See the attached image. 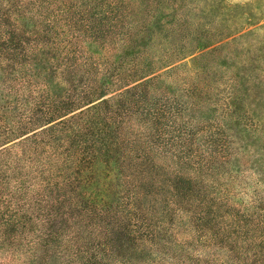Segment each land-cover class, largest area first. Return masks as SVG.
<instances>
[{"label": "trees", "instance_id": "obj_1", "mask_svg": "<svg viewBox=\"0 0 264 264\" xmlns=\"http://www.w3.org/2000/svg\"><path fill=\"white\" fill-rule=\"evenodd\" d=\"M221 1L0 0L1 62L8 65V69L19 64L12 63L6 53H16L19 47L10 45L20 44V37L28 34L43 38L48 35L50 41L38 38L27 45L24 51L27 58L15 71L18 75L25 71L28 82L36 80L37 86L42 85L43 92H49L53 83L60 87L49 102L54 107L49 115L46 113L35 121L32 114L26 125L14 122L8 128L9 138L0 140L1 147L19 139L12 146L0 149V171L6 175V179H1L0 175V252L7 246V253L21 257L22 262L42 264L45 250L54 246L46 243L57 234L64 238L65 249L84 246V241L78 243L77 240L80 227L73 223L75 217L69 234L52 231L51 223L53 226L55 217L60 215L54 207L63 203L52 198L50 188H58L70 178L72 165L82 173L80 168H89L94 159L108 155L114 147L117 152L123 149L127 133L122 130L124 114L121 109L126 105L130 111L137 103H147V118L153 119L162 110L158 104L163 102L165 108L170 99L184 95L190 109L206 113L204 120L207 124L201 118L197 119L200 131L214 135L215 122L222 131L218 154L222 161L231 163L235 172L240 171L244 161L248 162L253 173L262 176L259 180L264 187V100L259 102L251 98L264 97V73L246 86L243 84L246 83L245 75L241 77L238 73V63L227 69H222V65L211 68L202 65L207 57L215 58L216 53L224 48L233 60L238 46L227 50L228 47L249 35H260L257 38L264 40V25L248 29L244 26L247 20L243 25L234 18L228 22L226 16L224 18L228 12L220 6ZM183 6L197 9L199 15L192 10L189 15L177 14L179 7ZM216 9L219 11L215 13V23L214 20L201 21L214 14ZM134 11L146 16L134 22L131 19ZM86 12L91 14L90 19L79 24V17ZM171 16H175L177 22L169 23L167 20ZM164 28H172V32L179 35L189 33L185 43L195 46L193 50L185 53L179 50L177 58L172 52L166 55L159 47L161 43L153 38L156 31ZM256 29H262L263 33H256ZM223 32L227 33L225 37L218 36ZM226 38L230 39L223 41ZM47 49L56 50V54L48 55ZM262 49L264 47L257 50ZM201 50L204 51L195 54ZM45 62L48 65H44ZM18 79L9 81L13 86ZM71 85L74 95L70 94ZM177 86L180 90L170 97V92ZM21 87V84L17 85L20 93L23 91ZM132 101H135L134 105ZM45 137L51 138L60 150V155L57 151L54 154L53 165L48 162L52 158ZM82 144H86L84 151L80 149ZM204 145L205 155L211 158L215 153L214 141H206ZM90 148L92 156L88 159L84 155ZM240 150H244V154ZM32 155L41 156L40 171L44 176L42 180L34 181L31 188L23 189L35 173ZM193 158L190 157L197 163L198 157ZM62 163L65 169H61ZM110 163L113 162L109 160ZM54 172L58 173L59 179L54 180ZM10 173L19 175L17 181H12L13 189L21 193L19 196L10 193ZM60 174L63 181H60ZM172 174L178 177L183 173L175 169ZM188 179H192L191 175ZM4 183L8 186L2 189ZM38 190L41 191L38 200L42 209H28ZM45 190L47 193L43 192ZM94 203L93 206L104 209L98 202ZM73 204L80 205L78 202ZM95 213L101 219L104 237L115 230L114 224L102 213ZM21 260L19 258L18 262Z\"/></svg>", "mask_w": 264, "mask_h": 264}, {"label": "rangeland", "instance_id": "obj_2", "mask_svg": "<svg viewBox=\"0 0 264 264\" xmlns=\"http://www.w3.org/2000/svg\"><path fill=\"white\" fill-rule=\"evenodd\" d=\"M220 6L228 12L224 15L228 22L234 18L243 25L247 20L244 26L248 29L264 25V0H222ZM189 10L195 12L196 16L199 15L197 9H186L185 6L179 7L177 14L182 12L183 15H189ZM217 11L219 10H214V14L201 21L214 20L215 23ZM90 16L87 12L83 13L79 17V24L90 19ZM145 16L134 11L131 19L136 22ZM177 20L175 16H171L167 21L174 23ZM170 29L156 31L153 36L157 43H161V50L166 55L172 52L176 58L179 50L182 53L191 52L195 46L185 43L189 33L179 35ZM255 32L263 33L262 29H256ZM226 35L223 32L218 36ZM257 37L260 35H249L229 46L227 50L238 46L233 60L224 48L216 53L215 58L210 56L204 59L202 65H209L210 68L222 65V69H227L238 63V73L241 77L245 75L246 83H242L248 86L249 81L254 82L264 73V49L257 50L264 47V40ZM20 38V44L10 45L19 47L16 53H6L12 63L19 64L8 69V65L0 59L2 141L9 138L8 128L14 122L26 125L32 114L36 121L38 117L54 110L49 102L60 89L53 83L49 92H43L42 85L37 86L36 80L28 82L25 71L19 75L15 71L27 58L24 51L28 44L34 43L33 40L38 38L50 41L51 37L47 35L36 38L27 34ZM183 45L186 47L182 48ZM47 52L52 56L56 54V50L52 49H47ZM207 60L210 61L206 62ZM44 65L48 64L45 62ZM18 77L20 79L12 86L9 79ZM18 84L22 85L21 93L17 88ZM253 86L254 84L250 86L251 93ZM179 90L178 86L175 87L170 92V97ZM70 94L74 95L72 85ZM256 97L251 96L263 102L264 97ZM38 99L40 102H37ZM187 101L183 95L170 99L165 108L161 102L158 106L163 111L160 110L159 115L153 119L147 118V103L135 104L132 101L135 105L130 111L127 110L129 105L121 109L124 114L122 130L127 133L123 149L120 148L117 152V147H114L108 155L94 159L89 168H80L82 173L72 165L70 178L62 182L60 187L50 188L52 198L63 203L54 207L60 215L55 217L53 226L51 223L52 231L66 235L72 231L73 223H76L80 227L78 243L84 241V246L65 249L64 238L57 234L46 243L54 246L45 250L42 264H264V187L259 180L262 176L254 174L246 161L239 172L233 171L231 163H224L218 155L222 131L216 122L214 135H206L200 131L201 125H198L197 119L201 118L205 123L206 113L204 110L190 109ZM131 127L134 129L131 130ZM210 140L214 141L215 153L208 158L204 144ZM15 141L0 149L12 146ZM44 142L46 147L50 146L52 161L48 162L53 165L54 154L57 151L60 155V150L54 146L51 138L45 137ZM85 147L86 144H82L80 149L84 151ZM236 152L233 149V153ZM240 152L244 154V150ZM86 155L88 159L92 156L91 148L86 151L84 156ZM190 157H198L199 160L196 163ZM31 159L35 173L27 180L23 189L31 188L34 181L42 180L44 176L43 171H40L41 156L32 155ZM109 160L113 163L108 164ZM65 168L62 163L61 169ZM175 169L183 174L175 177L172 174ZM53 174L56 176L54 180L59 179L58 173ZM0 175L1 179H6L1 171ZM189 175L191 180L188 179ZM18 176L10 173L8 179L11 181L10 193L15 196L21 194L12 187V181H17ZM60 176V181H63L62 174ZM7 186L4 183L2 189ZM43 192L47 193L46 190ZM40 193L38 190L28 209H42L38 200ZM74 202L80 205L76 207ZM94 202L101 204L104 209L93 206ZM95 212L102 213L105 219L114 224L115 230L105 237L101 219ZM27 241L28 238L25 242ZM20 242L24 243V240ZM7 249L5 246L0 252V264H27L22 262L21 257L18 262V256L7 253Z\"/></svg>", "mask_w": 264, "mask_h": 264}]
</instances>
